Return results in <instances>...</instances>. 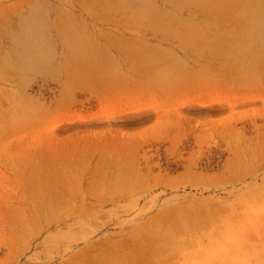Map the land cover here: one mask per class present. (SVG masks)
<instances>
[{"label": "rangeland", "instance_id": "rangeland-1", "mask_svg": "<svg viewBox=\"0 0 264 264\" xmlns=\"http://www.w3.org/2000/svg\"><path fill=\"white\" fill-rule=\"evenodd\" d=\"M232 74L264 0H0V264H264V90L177 93Z\"/></svg>", "mask_w": 264, "mask_h": 264}, {"label": "bare ground", "instance_id": "bare-ground-1", "mask_svg": "<svg viewBox=\"0 0 264 264\" xmlns=\"http://www.w3.org/2000/svg\"><path fill=\"white\" fill-rule=\"evenodd\" d=\"M263 90H264V84L261 83L254 84L250 79V77L242 76V74L241 75L232 74V76L230 75L218 76L216 77V81L214 82L208 83L206 80H202L201 83L198 82V84L188 85L186 88L184 87V89L178 91L177 93L178 96H184L190 94L191 95L204 94L206 96H211V93L215 91L216 93H219L218 95L223 96L224 101L228 100V102H237V101L254 99L255 97L258 96L256 94H260ZM101 92L102 95L104 96V99L113 100V101L116 100V98H118L122 94L120 90L115 91V90L105 89ZM223 100H219L220 103L224 102ZM180 129L181 128H179L176 132L173 133L176 137L177 135L178 136L180 135L181 133ZM133 141L134 140H132V142ZM136 141L139 142V140ZM124 143H128V142H126L123 138L121 139L116 135V136L108 137L107 141L103 143V147L105 150H112V151L130 149L131 146L129 147L128 145H124Z\"/></svg>", "mask_w": 264, "mask_h": 264}, {"label": "crops", "instance_id": "crops-1", "mask_svg": "<svg viewBox=\"0 0 264 264\" xmlns=\"http://www.w3.org/2000/svg\"><path fill=\"white\" fill-rule=\"evenodd\" d=\"M113 90L117 91V89H113Z\"/></svg>", "mask_w": 264, "mask_h": 264}]
</instances>
